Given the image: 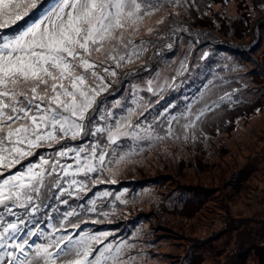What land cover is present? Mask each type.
<instances>
[{"label":"rangeland","instance_id":"obj_1","mask_svg":"<svg viewBox=\"0 0 264 264\" xmlns=\"http://www.w3.org/2000/svg\"><path fill=\"white\" fill-rule=\"evenodd\" d=\"M158 8L135 36L146 51L117 69L103 107L126 115L138 90L148 107L133 119L144 125L165 108L175 116L189 107L211 111L187 140L174 124L179 139L122 141L124 151L135 149L131 158L112 165V174H93L105 182L69 205L89 207L90 199L111 193L97 199V213L81 214L88 221L81 230L134 243L141 264H264V251H257L264 250V0H159ZM148 81L156 95L146 90ZM226 94L231 99L221 100ZM117 102L121 107H113ZM49 204L70 210L55 198ZM52 222L44 217L39 227L50 231Z\"/></svg>","mask_w":264,"mask_h":264},{"label":"snow or ice","instance_id":"obj_2","mask_svg":"<svg viewBox=\"0 0 264 264\" xmlns=\"http://www.w3.org/2000/svg\"><path fill=\"white\" fill-rule=\"evenodd\" d=\"M158 4L159 0H0V264H141L142 254H133L134 243L110 241L108 232L81 230L88 222L81 214L97 213V199L111 193L90 199L89 207L72 208L69 201L82 200L91 186L105 182L93 174H112V165L131 158L135 149L124 151L122 141L179 139L174 124L184 129L187 140L211 111L207 106L196 112L189 107L175 116L165 108L152 124L144 125L133 119L148 107L136 96L138 90L133 92L135 108L123 116L104 108L99 99L108 92L117 69L146 51L135 36L143 20L159 10ZM13 26L15 32L6 31ZM147 83L146 90L156 95L153 82ZM86 138V144L69 145ZM57 145L50 157L38 151ZM30 157H38V162L24 164ZM65 159L74 163H62ZM13 168L17 170L11 172ZM53 198L70 210L61 212L50 205ZM115 199L126 203L121 195ZM44 209H49L44 217L54 221L47 232L39 227L44 217L36 219ZM69 227L80 231L69 233Z\"/></svg>","mask_w":264,"mask_h":264},{"label":"trees","instance_id":"obj_3","mask_svg":"<svg viewBox=\"0 0 264 264\" xmlns=\"http://www.w3.org/2000/svg\"><path fill=\"white\" fill-rule=\"evenodd\" d=\"M24 23H25V22L21 23V25H23ZM109 93H110V91L105 92V93L102 95V97L105 96L106 94H109ZM99 99H101V98H99ZM50 149H51V148H46V149L42 148V149H39L38 151H39L41 154L48 156L47 154L49 153ZM29 161L34 162V163H35V162H38V157H30L29 160L24 161V164H27ZM17 168H20V165H18ZM17 168H13V169H11L10 171H11V172H15V171L17 170ZM53 194H55V192H54ZM257 251L260 253V252H263L264 250H263V249H257Z\"/></svg>","mask_w":264,"mask_h":264},{"label":"water","instance_id":"obj_4","mask_svg":"<svg viewBox=\"0 0 264 264\" xmlns=\"http://www.w3.org/2000/svg\"><path fill=\"white\" fill-rule=\"evenodd\" d=\"M34 18V17H33Z\"/></svg>","mask_w":264,"mask_h":264}]
</instances>
